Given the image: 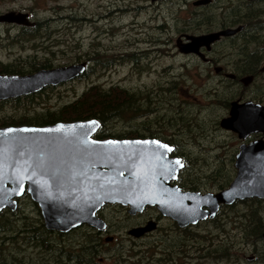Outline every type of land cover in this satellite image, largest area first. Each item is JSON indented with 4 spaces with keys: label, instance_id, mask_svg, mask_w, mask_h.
Here are the masks:
<instances>
[{
    "label": "water",
    "instance_id": "water-1",
    "mask_svg": "<svg viewBox=\"0 0 264 264\" xmlns=\"http://www.w3.org/2000/svg\"><path fill=\"white\" fill-rule=\"evenodd\" d=\"M0 22L29 25L26 14L14 12L0 16ZM236 31L226 29L189 37L190 42L183 45L187 48L180 52L195 53L199 47H209L221 36H231ZM83 72L81 64L40 70L29 76H0V100L57 86ZM260 72L264 73V67ZM252 81L251 75L240 80L244 87ZM98 126L96 121L87 120L41 128H0V213L6 209L15 212L16 200L26 193L39 208L44 227L64 234L82 225L105 231L106 223L96 215L109 205L128 208L130 216L154 207L161 216L184 228L213 219L220 205L264 200L262 104L233 101L228 116L220 120V128L236 134L240 141L251 135L262 137L239 146L235 178L215 194L183 192L171 185L184 167L180 159L169 158L172 147L157 140H93ZM156 227V222L149 221L127 234L140 238Z\"/></svg>",
    "mask_w": 264,
    "mask_h": 264
},
{
    "label": "rangeland",
    "instance_id": "rangeland-1",
    "mask_svg": "<svg viewBox=\"0 0 264 264\" xmlns=\"http://www.w3.org/2000/svg\"><path fill=\"white\" fill-rule=\"evenodd\" d=\"M119 1L121 0H0V15L10 11L26 13L29 17L31 16L33 22H47L48 25L51 26L50 35L47 39H45L43 31L38 32V30H36V39L29 42L26 40L27 38L17 35L20 34L21 31L19 26H6L0 24V61L3 63H10L11 67H17L21 72L23 71L26 73L31 72L32 70L30 68L32 64L38 63L39 61L51 65V68L68 66L75 63L80 64V62L83 63V61H86L84 60L86 54L88 57L93 59L97 58L105 63L106 57L110 58L112 55L110 53L107 55L101 53L100 49H102V46L109 45V47L114 48L116 46L125 47L128 43L144 41L147 38H153V36H159L160 34L170 36L172 32L184 27L188 23L186 22L187 17L185 12L179 9L180 5H177L175 1L162 4L161 6L158 5L157 28L154 23L148 22L149 15H153V12H150V14L137 15L136 17L133 12L130 16H121L117 11V4ZM131 1L134 0H124V3L128 2L129 5H132L133 3ZM107 4L109 5V21L105 22L101 20L99 16ZM120 7L124 8L123 5H120ZM115 10L116 12H114ZM55 14L70 17V19L64 22L56 21L54 20ZM114 16H118V18ZM161 16H164L163 21L160 20ZM88 18L89 22L86 20ZM91 19H93V22L90 21ZM166 25L170 27L171 31H164ZM35 26L37 28V24ZM60 26L62 27L57 30ZM120 50L122 49L120 48ZM219 50L220 49H216V51ZM174 52V49H171V51L162 50L156 52L154 55L155 57L158 55L155 63L156 75L150 72L144 73L143 71H139L140 68L143 67L139 66L138 70H136L138 77L128 76L127 81L124 83L126 85L139 83L150 84L158 78H163L166 81L173 80L169 90L154 92L156 95V103L153 102V104L148 107L155 111L154 115H156L157 122L162 125L164 123L168 124L170 130L168 129L167 134H169V131L174 133L182 132L181 136L175 135L173 138L174 140H172L174 143L181 146V150L187 152L188 150L195 149L197 145L204 147L205 149L201 151H198L200 147L194 150V154H198L196 158L199 162H201L199 152L203 154L202 157L205 160L214 158V155L219 157L216 162H212L211 166L205 165V168L203 167L204 172H211V168L221 163L222 159L224 165H233L234 161H232V158L234 160L240 141H238L233 133L221 130L219 127V121L227 116V112L223 111L220 104L218 106L213 102L210 104L211 98H208L210 101L206 100L207 97H209L207 95L209 86L218 85L224 77H214L210 72L194 70L197 69L194 60H189L188 62L186 60H181V58H175L174 55L176 53ZM170 54L172 55L171 57L165 56ZM187 62L189 68L187 70H182L181 66H183V64L186 65ZM222 62L227 63V67L237 66L239 64L237 55L227 58ZM262 65H264V61L258 63V66ZM96 66L99 71H101V68L105 69V64L99 63ZM167 66L169 67L168 70ZM127 72V68H122L117 72L110 71V75L104 77V83L121 82L123 78L127 77ZM95 73L96 70L93 71L94 75ZM123 75L125 76L122 77ZM242 76L244 75L240 77ZM263 79L264 77L259 79L258 83L262 85L264 90ZM86 84L87 78L84 74L76 81L62 84L57 88H52V91L45 92L41 97L36 98L35 101L33 100L32 103L24 100L18 105L16 104V106L14 104L2 106L0 107V118L8 117L9 119H16L23 114H32L34 110H56L62 105L73 102L83 91L88 89ZM237 87H239L238 93L241 92V95L244 94L243 99H248V96L250 98L257 96L260 92V90L252 86L248 88ZM262 99H264V96ZM189 113H191V117ZM182 115L185 117H181ZM192 116L194 117L192 118ZM181 118L189 119L190 123L188 122V125H174V122H176V120L180 121ZM6 122H8V120H6ZM120 122L106 125V128L108 130L112 128V130L118 132L122 130L119 124ZM215 122H218V125L215 126ZM187 130H190V134L196 140L190 147L188 146L189 134ZM214 152H216V154ZM194 159L195 158H191V160ZM233 175H235V171ZM18 205L14 218L21 219L25 217L32 222L37 221L39 218L41 219V216L38 217L39 212L36 207L27 196L23 197ZM100 214V218H102L108 226L107 235L103 238L100 237L102 246L99 249L103 250V253L100 255L98 264H113V258L111 257L115 256L117 248H119V252L123 255V259H125L122 264H129L130 260L126 258L129 253L135 254L140 251L148 250L146 248H150L154 251L153 256L156 258L158 257L157 253L162 250L165 244L173 243V240L170 239V235L167 234L168 229L171 228L168 221H163L159 225L158 230L144 240L133 239L126 234L129 229L141 223L145 217H150L153 214L152 210L145 211L143 217L131 218L127 214L126 209L116 206H107L100 211ZM12 223L11 228H16V226L19 225L18 222ZM215 224L204 223L190 230L198 236L203 235L208 237L204 235V233L207 232L208 234L216 235L213 236V238H217L219 237V231ZM220 224L223 226L225 224L223 217L220 218L217 227ZM89 230L90 228L88 229L84 226L73 229L65 235L53 233V242L59 243L65 248L76 247L80 242L88 239L85 235L86 232L83 231ZM232 231L233 235L228 233L232 237L231 242L233 249H231V251L234 253V261H232L231 264L244 263V261L235 260V257H240L241 259L246 258L250 255V250L255 254L260 253L264 255V241L257 242V249L254 250L252 246L248 248V245L242 244L243 242L238 241L234 237V235L238 233L237 230L232 229ZM111 237L113 238V242H108V244H106L105 238ZM9 243V247L12 251H7L6 257H9V253H15L16 258L22 257L27 264L53 263L52 261L56 254L54 251L48 252L45 249H40V251L38 250L39 248H28L20 245L18 242L13 243L9 241ZM175 247L176 246H174L172 250H175ZM17 248L21 249L19 250ZM203 249L200 253L211 252L213 248L209 247L206 248V250ZM197 257L198 254L197 252L195 253L194 248L189 250L187 247V260H181L180 262L182 264H217L214 262L213 258L200 260L197 259ZM54 264H57V262H54Z\"/></svg>",
    "mask_w": 264,
    "mask_h": 264
},
{
    "label": "trees",
    "instance_id": "trees-1",
    "mask_svg": "<svg viewBox=\"0 0 264 264\" xmlns=\"http://www.w3.org/2000/svg\"><path fill=\"white\" fill-rule=\"evenodd\" d=\"M36 30H38V32L43 31L45 39H47L50 35L51 26H49L47 22H39L37 28L34 26L32 28L22 29L20 34L17 35H20L19 37L27 38L26 40L31 42L37 37ZM262 61L264 60L255 58H246L238 61L241 64L242 71L245 72V75H252L254 77L251 86L260 90V92L257 96H253L252 98L248 96L247 98L257 102H264V99H262L264 96V90L262 85L258 83L259 79L264 77V74L258 73L256 69V65ZM10 67L11 66H8L6 68L11 70V74H19L21 72L17 67ZM50 67L51 65L39 61L38 63H33L30 69L32 70L31 72H35ZM262 82L264 83V79ZM237 86L239 85L236 81L223 79L218 85L209 86V91L207 93L209 97H207L206 100L210 101L208 98H211L210 104H212L211 102L216 103L217 106L220 104L223 111L227 112L230 103L233 100L244 98V94L241 95V92L238 93L239 87ZM128 99L130 101L126 103L125 101ZM131 100L132 99L129 98L127 92H122V90L116 88H111L107 92L97 88H92L90 90L86 89L73 102L62 105L56 110H34L32 114H23L16 119H1L0 125L41 127L57 122L96 119L102 124V126L95 134V138L104 139L115 136V131L112 129L108 130L106 125H112L113 123L120 121V118L124 116L132 117L145 112L143 107L135 108ZM90 101L92 102L91 106L89 104ZM32 102L33 100L29 103ZM128 103L130 105H128ZM189 116L191 117V113H189ZM181 117L185 116L182 115ZM193 117L194 116H192V118ZM182 119L183 118H181L180 121L176 120L174 125H188V122L190 123L189 119ZM6 120L9 122L6 123ZM104 125L105 128H103ZM216 125H218V122H215V126ZM187 132L189 134L188 146L190 147V145L193 142H196V140L190 134V130H187ZM176 147H178V153L176 152L175 154L182 157L186 164L182 172L183 177L180 183L183 190L218 192L229 186L234 177V168L232 164H228V166L224 165L222 159L221 163L211 168V172L206 173L203 171V167L205 165L211 166L212 162L217 161L219 158L218 156L214 155V158L205 160L202 157L203 154H200L199 152V155L201 156V162H199L196 158L198 154H194V150L200 147L198 151H201L202 149H205L204 147L197 145L195 149L188 150L187 152L180 150V145H176ZM214 153L216 154V152ZM191 158L195 159L191 160ZM232 161H234L233 158ZM14 214L16 213L12 214L9 211H3L0 213V264H27L22 257L16 258L15 253H9V257H6V252L12 251L9 247V241L13 243L18 242L20 245L28 248L33 247L34 249L39 248L38 250L45 249L48 252H56L52 261L53 263L50 264H54V262L59 264V260L60 264H98L103 250L99 249L102 246L101 239L95 231H83L86 232L85 235L88 239L80 242L76 247L65 248L59 243L53 242L54 238H52V236L54 235L44 229L40 218L37 219V221L32 222L25 217L16 219L14 218ZM39 216L40 214L38 213V217ZM222 217L225 224L224 226L220 224L217 227V224ZM12 222H18L19 225L16 226V228H11L13 224ZM209 223H216L215 226L218 228L219 237L213 238V236L216 235H211L207 232H205L204 235H207L209 238L203 235L198 236L188 229L187 233L183 235H170V239L173 240V243L165 244L162 247V250L157 253L158 257L156 258L153 256L154 251L150 248H146L148 250L140 251L135 254L129 253L126 258L127 260H130L129 264H182L180 262L181 260H187L186 250L188 247L189 250L194 248L195 253L197 252L198 254L197 259L208 260L213 258L214 262L217 264H231L232 261H234V253L231 251V249H233L231 242L232 237L228 233L233 235L232 229L238 231L234 237L238 241L243 242L242 244L248 245V248L252 246L254 250H256V243L264 241V202L249 200L237 203L231 207H223L220 209L216 220L209 221ZM174 246H176L174 248L175 250H172ZM209 247L213 248L211 252L200 253L203 248V250H206V248ZM17 249L20 250L21 248ZM116 251L117 253L115 256L111 257L113 258V264H122L125 259H123V255L119 252V248H117ZM255 255V264H264V255L260 253H256ZM245 259L246 258L241 259L240 257H235V260L244 261V263H246ZM240 264H243V262Z\"/></svg>",
    "mask_w": 264,
    "mask_h": 264
},
{
    "label": "flooded vegetation",
    "instance_id": "flooded-vegetation-1",
    "mask_svg": "<svg viewBox=\"0 0 264 264\" xmlns=\"http://www.w3.org/2000/svg\"><path fill=\"white\" fill-rule=\"evenodd\" d=\"M174 1L177 5H180L179 9L183 10V12H185L186 14V22L188 23L184 27L175 30L171 33L170 36H164L160 34L159 36H153V38H147L144 41L128 43L125 47L116 46L114 48L109 47V45H106L104 47L102 46V49H100L101 53L106 55L110 53L112 55V57L110 58L106 57L105 63L101 62L97 58L93 59L91 57H88L87 54L85 55L86 58L84 59L86 61L83 62L85 64V77L87 78L86 86L88 90L97 88L99 90L107 92L111 88H116L118 90H122V92L128 93L129 98L132 99L131 101L135 108L143 107L145 109V112L143 114L132 117L124 116L120 118L121 122H118H120L119 124L121 125L122 130L118 132L116 131L114 137L108 138L116 140H157L172 147V152L169 154V157L180 159L184 163L185 168L186 164L183 158L175 154L176 152L178 153V147H176L177 144L172 142L174 136H181L182 132L174 133L172 131H169V134H167L168 129L170 130L168 124L164 123L162 125L158 123L156 120V115H154V111L148 108L151 104H153V102L156 103V95L154 94V92L160 90H169L173 80L166 81L163 78H158L152 81L150 84L139 83L134 85H126L124 82L127 81L128 76L138 77L136 70H138L139 66H143L139 71H143L144 73L150 72L156 75L157 71L155 69V63L158 57V55L156 57L154 56L156 52L162 50L171 51V49H174V53H176L174 55L175 58H181V60H186L188 62L189 60H194L196 62L197 69L194 70L210 72L214 77H224V79H230L227 75L234 76V78L230 80L236 81L240 87H243L240 82V79L243 76H240L245 75V72L242 71L241 64L239 63V65L237 66L227 67V63H223L222 61L236 55L238 56V61L246 58L264 60V0H134L131 1L133 3L132 5H129L128 2L124 3V0H121L117 4V11L119 12V14H121V16H130L133 12L135 17L137 15L150 14V12H153V15H149L148 22L154 23L157 28L158 25H156V22L158 21V5L161 6L162 4H167ZM120 5H123L124 8H121ZM108 6L109 5L107 4L101 11V14L99 16V18L105 22L109 21ZM114 12H116V10ZM114 17L118 18V16ZM89 18L86 19L87 22H89ZM68 19H70V17H65L60 14L54 15V20L56 21L64 22ZM29 20L33 24L31 27H34L39 23L33 22L31 16L29 17ZM160 20L163 21L164 16H161ZM90 21L93 22V19H91ZM0 24L6 26H16V24ZM19 27L21 28V30L26 28L22 26ZM61 27L62 26H60L57 30H59ZM226 29H237V31L231 36H221L209 47H199L195 53L183 54L180 52V49L187 48L183 45L190 42L189 37L209 35L221 32ZM164 31L169 32L171 31V29L168 25H166V29ZM120 48L122 50H120ZM193 49L194 47H191V51H193ZM216 49L220 50L216 51ZM165 56L171 57L172 55L170 54ZM188 62L186 65L183 64V66H181L182 70H187L189 68ZM99 63L105 64V69L101 68V71L97 70L98 67L96 65ZM74 65L77 64L75 63ZM8 66H11L10 63H3L2 61H0V76L23 75V72H20L19 74H11V70L6 68ZM262 67H264V65L258 66L257 64V71H259ZM122 68L128 69V75L125 74L127 77L123 78L121 82L104 83V77L106 75H110V71L117 72ZM168 69L169 67L167 66V70ZM94 70H96L95 75L93 74ZM125 75H123L122 77H124ZM50 89L51 88H48L47 90L41 91L38 94L33 93L29 95L18 96L15 98L2 99L0 100V107L10 104H14L16 106V104L18 105L24 100L29 102H31L32 100L35 101L36 98L41 97L42 94L49 91ZM249 99L250 98L239 100L248 101ZM128 101L130 100L128 99L125 102L127 103ZM89 104L91 106L92 102L90 101ZM261 104L264 105V103ZM128 105L130 104L128 103ZM6 118L8 117L0 119ZM99 124L101 127L102 124L100 122ZM0 127L5 126L0 125ZM103 128H105V125L103 126ZM258 138H260L259 135L252 136L246 142ZM184 168L177 174L176 181L171 182L172 185L177 186L182 191H185L180 186ZM154 210L155 209L152 208L153 214L148 218L145 217L144 220L134 226V228L144 226L148 221L151 220L157 223L158 226L155 230L157 231L159 225L163 221H168V223H170L171 225V228L168 229L167 234L183 235L187 233L188 228L178 227L174 221L164 219ZM139 216L143 217L144 212L142 214L130 217L136 218ZM203 223H209V220H206V222ZM200 225L201 224H198L196 227H199ZM106 232L99 234V236L103 238L107 235ZM153 233L146 234L144 237L138 240H144L151 236ZM105 241L107 242L106 244H108V242H113V238L112 241ZM249 252L250 255L246 257L245 264H255L256 255L252 251Z\"/></svg>",
    "mask_w": 264,
    "mask_h": 264
},
{
    "label": "snow or ice",
    "instance_id": "snow-or-ice-1",
    "mask_svg": "<svg viewBox=\"0 0 264 264\" xmlns=\"http://www.w3.org/2000/svg\"><path fill=\"white\" fill-rule=\"evenodd\" d=\"M161 147H164L163 145H161Z\"/></svg>",
    "mask_w": 264,
    "mask_h": 264
},
{
    "label": "bare ground",
    "instance_id": "bare-ground-1",
    "mask_svg": "<svg viewBox=\"0 0 264 264\" xmlns=\"http://www.w3.org/2000/svg\"><path fill=\"white\" fill-rule=\"evenodd\" d=\"M133 97V96H132ZM180 116V115H179ZM195 236V235H194Z\"/></svg>",
    "mask_w": 264,
    "mask_h": 264
}]
</instances>
